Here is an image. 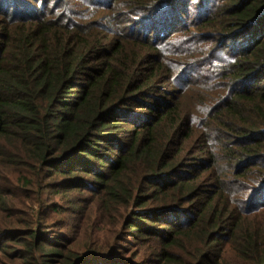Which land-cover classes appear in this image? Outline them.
Instances as JSON below:
<instances>
[{"label": "trees", "instance_id": "trees-1", "mask_svg": "<svg viewBox=\"0 0 264 264\" xmlns=\"http://www.w3.org/2000/svg\"><path fill=\"white\" fill-rule=\"evenodd\" d=\"M0 260L264 264V0H0Z\"/></svg>", "mask_w": 264, "mask_h": 264}, {"label": "rangeland", "instance_id": "rangeland-1", "mask_svg": "<svg viewBox=\"0 0 264 264\" xmlns=\"http://www.w3.org/2000/svg\"><path fill=\"white\" fill-rule=\"evenodd\" d=\"M75 195V197H76V199L78 200V199H80L81 197H82V195L81 194H79V193H77V194H74ZM62 217H60L61 218V220H64L65 222H69L70 220H72V219H69V214L68 213H66L65 215H61ZM67 216V217H66ZM63 221V222H64ZM93 221H95L96 223H99V221L97 220V219H95V220H93ZM76 222L77 221H75V223L74 224H76ZM94 222V223H95ZM98 226V225H97ZM75 228V227H74ZM58 231L59 230H57L54 234H47L50 238H54L55 236H57L56 234L58 233ZM52 232V231H51ZM72 232H74V229L72 230ZM73 233H68V235H69V238L71 237V235H72ZM79 234V233H78ZM78 234H75L73 237H77V238H79V235ZM95 234V233H94ZM78 235V236H77ZM81 235V234H80ZM83 238V237H82ZM82 238L81 239H79L78 240V242H83L82 241ZM139 260H141V259H139ZM136 261L138 262V259H136ZM0 264H11V263H9V262H7V261H4V262H2L1 260H0Z\"/></svg>", "mask_w": 264, "mask_h": 264}]
</instances>
